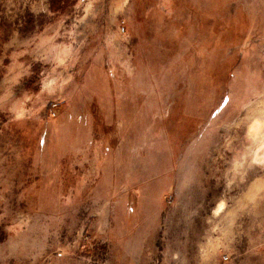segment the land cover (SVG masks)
Returning a JSON list of instances; mask_svg holds the SVG:
<instances>
[{"label":"rangeland","instance_id":"374dc122","mask_svg":"<svg viewBox=\"0 0 264 264\" xmlns=\"http://www.w3.org/2000/svg\"><path fill=\"white\" fill-rule=\"evenodd\" d=\"M0 264H264V0H0Z\"/></svg>","mask_w":264,"mask_h":264},{"label":"bare ground","instance_id":"6f19581e","mask_svg":"<svg viewBox=\"0 0 264 264\" xmlns=\"http://www.w3.org/2000/svg\"><path fill=\"white\" fill-rule=\"evenodd\" d=\"M221 204H219V206L217 207V209L215 210V212H219L221 210Z\"/></svg>","mask_w":264,"mask_h":264}]
</instances>
